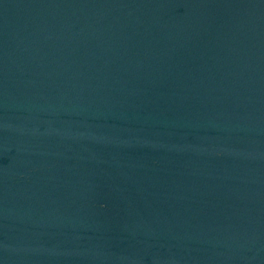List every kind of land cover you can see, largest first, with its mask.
<instances>
[{
    "label": "water",
    "instance_id": "water-1",
    "mask_svg": "<svg viewBox=\"0 0 264 264\" xmlns=\"http://www.w3.org/2000/svg\"><path fill=\"white\" fill-rule=\"evenodd\" d=\"M0 264H264V0H0Z\"/></svg>",
    "mask_w": 264,
    "mask_h": 264
}]
</instances>
